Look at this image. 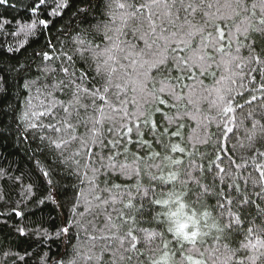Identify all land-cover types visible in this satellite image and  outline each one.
<instances>
[{
	"label": "snow or ice",
	"instance_id": "obj_1",
	"mask_svg": "<svg viewBox=\"0 0 264 264\" xmlns=\"http://www.w3.org/2000/svg\"><path fill=\"white\" fill-rule=\"evenodd\" d=\"M0 264H264V0H0Z\"/></svg>",
	"mask_w": 264,
	"mask_h": 264
}]
</instances>
